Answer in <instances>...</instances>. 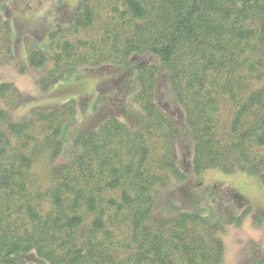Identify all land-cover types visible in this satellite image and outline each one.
Instances as JSON below:
<instances>
[{"label":"trees","instance_id":"1","mask_svg":"<svg viewBox=\"0 0 264 264\" xmlns=\"http://www.w3.org/2000/svg\"><path fill=\"white\" fill-rule=\"evenodd\" d=\"M11 35L0 15V65L11 58ZM24 42L42 89L68 69L136 63L132 101L144 119L132 130L109 116L82 138L77 156L53 166L62 151L61 120L74 102L33 108L15 121L10 112L20 93L0 84V264H30L13 256L31 252L47 264H221L217 224L196 213L152 217L151 191L164 185L165 173L178 182L185 176L175 166V125L155 103L159 68L135 55L155 56L166 69L196 176L241 168L261 176L264 0H81L72 22L49 34L48 53L31 38ZM102 73L94 89L112 85L113 95L101 98L77 138L118 112L113 96L122 79L112 70ZM189 190L182 186L180 195L189 199ZM245 264H264V256L256 251Z\"/></svg>","mask_w":264,"mask_h":264},{"label":"rangeland","instance_id":"2","mask_svg":"<svg viewBox=\"0 0 264 264\" xmlns=\"http://www.w3.org/2000/svg\"><path fill=\"white\" fill-rule=\"evenodd\" d=\"M80 7L81 0H4L0 4V15L12 28V54L6 63L0 65V84L14 85L21 96L18 108L10 112L11 118L15 121L24 120L33 108L56 110L68 102H74L75 105L73 112L61 120L62 151L53 166L66 164L77 156L82 138L109 116L118 118L132 130H137L144 119L143 113L132 101L138 91L134 68L136 63L132 61L122 67L68 69L57 82L40 88V72L27 64L24 39H33L41 50L48 53L49 34L69 25ZM135 56L141 59L142 64H156L159 68L155 103L171 117L175 125V166L185 176L184 181L178 182L170 173H165L164 185L151 191L154 202L152 217L166 220L180 213H196L208 224H217L223 230L221 264H245L256 251L264 256V174L247 175L241 168L230 175L214 169L196 176L192 168L190 134L184 113L170 91L166 69L155 56ZM105 69L116 72L118 79H122L121 85L124 84L123 89L113 96L116 97L118 112L103 118L77 138L82 127L96 114L101 98L114 90L112 85L100 91L94 89L95 83H99L107 73L97 74ZM95 78H99L98 81ZM0 107H4L1 101ZM103 113L101 110L99 115ZM74 142L77 144L76 150ZM38 168H35L37 173L40 171ZM182 186L190 189L189 199L180 195ZM13 258L30 264H47L38 259L34 252L16 254Z\"/></svg>","mask_w":264,"mask_h":264}]
</instances>
